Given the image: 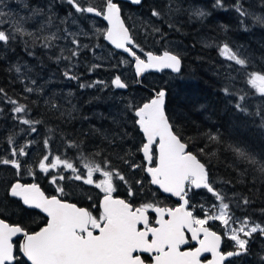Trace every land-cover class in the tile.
<instances>
[{"label": "snow or ice", "instance_id": "6c2138e0", "mask_svg": "<svg viewBox=\"0 0 264 264\" xmlns=\"http://www.w3.org/2000/svg\"><path fill=\"white\" fill-rule=\"evenodd\" d=\"M62 2L71 9L61 20L62 24L69 22L76 24L78 20L101 17L107 21L108 27L100 33L101 36L115 49L122 50L132 58L131 61L121 58L119 63H133L138 77L153 68L157 70L167 68L173 72H180L181 60L177 55L169 51H165L163 55H154L140 47L121 19L122 8L115 0H102L100 4L95 3V0H62ZM130 2L134 5H142V0H130ZM175 2L176 0H167L166 10L153 6L151 16L161 20L169 13L180 11L178 6L173 7ZM53 3L54 0L48 3L49 11H52ZM261 3L264 4V0H261ZM214 6L224 7L223 0H215ZM4 7H7L5 0H0V48L11 49L13 43L25 35L31 38L33 45L40 41L41 47L48 50L56 47V41L63 39L73 47L60 48V55L55 57V63L68 61L63 76L70 81L80 80V77L72 71L76 66L72 62L74 58L79 57L83 49L89 48L77 38L81 35L88 36L87 31L72 32L65 27L63 36L56 32L42 35L46 26L40 24L35 32H29L24 24L37 16L44 15V8L30 9V16L21 17L3 11ZM23 7L28 8V5L24 4ZM234 8L241 17L251 15L243 8L240 0H237ZM207 15L208 13L202 9H191V16L196 18ZM253 20L255 24L264 26V17L255 16ZM47 24H52V16H48ZM168 26L175 27L171 23ZM152 32L163 35L158 27H152ZM98 47L99 44L90 50L95 53V48ZM25 50L28 51V55H35L28 50L27 41H25ZM66 51L67 55H65ZM138 51L143 53L146 59H142L137 54ZM219 54L226 61L223 65V74L227 83L222 88L223 93L226 96L237 97L235 109L245 116L258 117L259 124L256 127L264 131V100L256 105L254 112H250L246 103L250 93L243 89L234 90V82L246 78L245 82L255 90L253 95L264 98V68L255 70L251 59L241 53L239 48L233 50L227 42L219 46ZM49 59L53 57L50 56ZM98 67L102 65L93 64L89 71ZM15 71L19 73L20 67L16 66ZM30 83L36 85L37 82L31 80ZM111 85L116 89L129 88V84L123 81L120 75L112 79ZM97 86H101L100 90L103 91L109 87V84L102 80L87 84L79 83L80 88ZM24 92L43 95L44 89L26 85ZM153 93L147 101L139 105L131 101L125 105L126 110L134 114V124L142 133L143 139L137 146V151L143 154L145 163L138 164L127 155L121 159L132 171L142 168L150 177V184L157 186L163 193L176 197L178 206L164 207L155 201L135 206L130 200L116 197L114 193L119 184L127 185V194L131 198L137 194V191L143 190V181L135 180L131 183L130 178L120 169L115 168L112 160L107 156H103L99 162L88 161L87 157H83L85 162L82 167L79 158L75 161L69 159L67 156L69 149L76 150L83 156V141L78 142L61 136V143L57 145L53 136L47 135L42 142L32 139L20 145L10 135L7 138L8 147L4 150L7 155H0V165L11 166L15 170L14 176L20 177L26 162L21 158L31 159L34 146L39 145V155L35 159L34 169L29 170V175L35 176L36 168L39 172L50 175V183L55 185L56 194L46 196L36 183H22L19 178L8 183L5 191L9 196L17 198L28 208L39 209L46 214L47 220L39 231L29 232L19 224L13 225L0 219V264H226V262L235 264L234 258L250 252V243L255 238L254 234L259 233L264 237V225L252 221L248 216L235 215V209L243 210L244 206L250 205L252 201L246 196H237L235 193L229 197L222 189H218L215 186L216 182L211 178L208 163L202 162L200 158L211 152L210 145H216L219 149L224 143L221 134L205 133L209 144L200 147L198 152L189 150V142L176 132L174 124L166 113V90L153 89ZM24 99L28 100V97L25 96ZM0 103L12 105L11 119L18 124L28 126L22 131L28 135L40 134L37 125L44 124V121L32 118L30 107V104L35 105L38 101H31L30 104L20 103L8 97L5 90L0 88ZM44 104L50 111L60 112L61 117L64 115L54 99H45ZM3 111L4 109H0V114ZM47 131L54 133L55 130L49 128ZM95 131L98 132L99 129ZM128 136L129 133L125 131L111 139L105 136V139L113 146H117V139L123 143ZM61 148L64 151H61ZM227 150L240 161L247 163L254 173L259 174V179H264V158L258 159L255 154L238 143L227 144ZM95 155L102 154L97 152ZM211 155L216 156L217 153L211 152ZM53 171L55 175H51ZM83 185L92 186L103 194L95 205L98 215L67 199L70 194H76V188H80L81 196L91 200V193L83 189ZM136 185L140 188L133 191ZM66 189H72V192ZM198 190H205L210 194L214 198L212 203H195V197L200 195ZM155 195L152 193L153 197ZM197 208L200 214H195ZM261 211L264 212V209ZM210 221H218L222 232L213 230ZM17 236L22 237V240L14 242L13 238ZM225 238L232 242L230 251L221 248ZM205 253H210L212 258L204 257ZM260 260L264 262V256H261Z\"/></svg>", "mask_w": 264, "mask_h": 264}, {"label": "trees", "instance_id": "16d2710c", "mask_svg": "<svg viewBox=\"0 0 264 264\" xmlns=\"http://www.w3.org/2000/svg\"><path fill=\"white\" fill-rule=\"evenodd\" d=\"M55 1L61 2L63 11L60 14H67L71 10L70 6L63 3L62 0ZM236 2L237 0H223L224 7L220 8L214 6L215 0H176L173 7L178 6L180 11L169 13L161 20L151 16V9L153 6H157L166 10L167 0H143L142 5L136 8L124 3L119 4L122 8L124 23L140 47L145 52L161 54L169 51L179 56L182 60V69L178 75L170 73L147 75L139 82L141 86H138L131 70L132 64L123 63L130 70L127 79L130 77L132 81L126 91L120 92L111 85V81L116 75H119L121 58L129 60L107 47L100 34L96 42L100 45L97 48L98 52L103 54L99 64L102 67L82 74L85 76L83 83H91L93 79H98L106 81L109 87L103 91L100 90L101 86L86 88L83 95V110L80 113L81 118L86 120L84 124L79 123L77 117L75 122L68 119L69 116L66 112L61 117L59 113L50 111L44 104V100L40 98L25 100V96H23L21 101L29 104L34 100L38 101L35 105L30 104L31 116L44 121V124L38 125L42 135H51L52 133L47 131L51 128L55 130L53 135L57 137L56 139L63 136L78 142L83 141L84 157H87L88 161L99 162L103 156H107L112 160L115 168L127 174L126 171L131 169L127 168L121 157L127 155L128 158L133 157L134 162H140L137 146L141 143V135L134 124V114L126 110L127 100L118 101V94L134 93L136 97L133 98L132 103L139 105L154 94L153 89H165L167 92L166 113L174 124L176 132L189 142V150L198 152L200 147L209 144L205 133L219 132L221 134L224 143L220 145L219 149L216 145H210L211 152H216L217 155L212 156L209 152L200 158L202 162L208 163L211 178L216 182L215 186L218 189H222L229 197L235 193L237 196H246L252 201L250 205L244 206L243 210L235 209V215L248 216L252 221L264 225V212L261 211L264 209V179H259V174L254 173L247 163L240 161L231 151L227 150V144L238 143L255 154L258 159L264 158V131L256 127L259 124V118L245 116L237 111L234 107L237 97L226 96L222 91L227 83L223 74V65L226 61L219 54V46H222L223 43H229L233 50L239 48L241 53L251 59L255 70L259 71L264 68V26L255 24L251 15L241 17L234 8ZM95 3L100 4L102 0H95ZM240 3L249 13L254 11L264 17V4L261 3V0H240ZM196 4L204 6L205 12L208 13L202 21L190 17L186 10L188 5ZM127 11L139 13L138 20L131 19ZM142 18H147L149 23H141ZM242 20L243 23H241ZM100 23L102 24V22ZM169 23L175 27L170 28ZM152 27L160 28L163 35L153 33ZM86 41L92 43L93 40L87 39ZM87 52L89 51L84 53L87 54ZM137 54L143 55L139 51ZM5 55L7 56L4 58ZM12 58L13 56L8 52L0 56V88H3L7 95H14L20 89L24 93V88L14 83L9 72L10 68L2 64ZM89 61L92 62V60ZM51 62L52 60L48 57H42V64L45 63L43 66L52 67ZM113 65H118V67H113ZM88 67L91 69L92 63ZM164 77H167V81H169L167 84L164 83ZM245 80L246 78L237 79L234 82V90L243 89L250 93L246 103L249 106V111L254 112L256 105L264 98L253 95L255 90L249 88ZM91 90L93 91L91 92ZM11 98L14 99V97ZM111 108H120L119 111L121 108L125 109L124 117L127 125L125 123L112 124L103 118L106 111ZM95 109L98 116H102L101 120L96 121L91 118L90 113ZM2 118H5L6 124L14 132L17 130L15 121L9 119L7 115ZM96 129L99 131H95ZM125 131L129 133V136L123 143L117 139V146H113L109 140L105 139V136L111 139ZM69 152L75 158L79 156V152L76 150L69 149ZM97 152L102 155L96 156ZM135 180L143 181V190L137 191L140 186L136 185L133 191H137V194L130 198V202L135 206L145 202H157L155 198L157 194L159 195L158 191L143 179L135 178L130 182L134 183ZM224 181L232 183L224 184ZM122 187L123 184L118 185V188ZM199 192L200 195L195 197V203H212L214 198L211 195L206 191ZM152 193L156 194L155 197L152 196ZM165 201L171 202V200ZM254 237L251 242H254L257 247L251 250L250 257L245 258L247 260L245 264H253L254 260L258 259L257 249L263 241L260 234Z\"/></svg>", "mask_w": 264, "mask_h": 264}, {"label": "flooded vegetation", "instance_id": "af4514ba", "mask_svg": "<svg viewBox=\"0 0 264 264\" xmlns=\"http://www.w3.org/2000/svg\"><path fill=\"white\" fill-rule=\"evenodd\" d=\"M21 47H22V45L19 44L16 48H11L9 50L2 48V50L4 49L3 50L4 52H8L11 56H13V58L11 60L15 59L13 61V63H11L12 61L6 60L2 64L6 65L8 68L11 65H14L15 68H16V66H19L20 69L30 68L32 70V72H34L35 68L26 67L27 65H31L32 63H26L22 59L21 60L18 59L19 57H22V55H23L22 54L23 50H20ZM10 51H13V53H10ZM1 55H2V53H0V56ZM4 58H5V56H4ZM51 66L52 67L48 66V69L54 71L55 70L54 63L51 62ZM72 71L74 72V68L72 69ZM10 74L12 75L14 83L20 87L22 86V88H25V84L27 81H31V79L24 81V79L20 77V76H22V74L19 75L18 73L16 74L13 71H11ZM47 74H48L47 76L52 75L55 82H53L51 84L49 83V85L46 87L47 90H46L45 94L48 97H53V96H56V95H53V92H57L58 93L57 94V97H58L57 101H61V99L67 97V99L73 100L72 106H74V109H76V106L78 105L82 111L83 105H84V102H83L84 96L83 95L85 94L84 92H85L86 88H80L79 83H83V79L80 78L79 81L73 80V81L66 82L67 79L62 77L63 73L61 75H57V76H54L53 72H49V73L47 72ZM82 74L83 73H81L79 75H82ZM31 75H32L31 72H29L30 77H31ZM33 79L38 80V81H36L37 83H40L43 80V79H41L39 81V78H38V76L36 77V75L33 76ZM93 81H96V79H93ZM29 86H31V85H29ZM92 91L93 90H91V92ZM69 93H71V95H69ZM8 96L14 97V99L18 100V102H20V103H23L21 101L23 96H27L31 100L34 98H36V100H38V98H43L42 96L37 95L35 93H33V94H28L25 92L23 93V92H21V89L19 92L15 93L14 95L8 94ZM57 105L59 106V103H57ZM11 108H12L11 104L0 103V109H4L3 113L0 114V155H7V153L4 150L7 149V147H8L7 138L10 135L13 136L16 143L20 144V145H23L28 140H32V139H35L37 141L42 142L44 136H47V135H42L41 132H39L40 133L39 135L32 134V135L28 136V135L24 134L22 131V129H24V128L27 129L28 126L23 125V127H24L23 128L16 121L15 122L17 123V130L14 132V130L6 124L7 121L5 120V118H2V116L7 115V117H9V119H11V115H12ZM62 112H64V111H62ZM56 113L60 114V112H56ZM79 115H81V114H79ZM73 121L75 122L76 119ZM79 123H81V121ZM37 128L39 130L40 126L37 125ZM51 135L53 136L55 143L57 145H59L60 139H56L57 137H55L53 135V133ZM66 139H69V138H66ZM142 139L143 138L141 136V141H142ZM39 147H40L39 145L34 146L35 150H33L31 153V157H32L31 159H26L23 157L21 158L22 161L26 160V162L24 163V169H23L22 175L20 177L14 176L15 170L12 169L11 166L0 165V219H4L6 222L13 224V225L19 224L29 232L39 231V229L45 225L47 218L43 215L42 212L38 211L37 209L28 208L27 206H24L22 204V202H20L17 198H13V197L9 196L7 194V192L5 191V189H6L9 182L13 181L16 178H19V179H21L22 183H36L40 187L41 191H43L45 193L46 196H52V195L56 194L55 185L50 183V175H45L44 173L39 172L38 168L35 169V172H36L35 176L29 175V170L34 169L35 159L39 155ZM82 150H83V156H81L79 153V156L77 157V158H79V162L81 164V167H82L83 163L85 162V160L83 159V157H84V144L82 146ZM61 151H64V149L61 148ZM138 155L140 156L141 160H140V162H137V163L143 165L144 161H143V158L141 156V152H139ZM67 156L69 157V159L74 160V161L77 159V158H75V156L72 153L69 152V150L67 151ZM130 159L134 160L133 157H131ZM136 170L140 171V172H136V171H132V170L126 171V173H127L126 175L130 178V180H133L135 178L136 179H143V180H146L147 183L150 185L149 178L147 177L145 172L143 170H139V169H136ZM55 174H56L55 171H53L51 173V175H55ZM65 174L67 175L68 173H65ZM97 178H102V177L97 176ZM61 183H63V182H61ZM77 183H80V182H77ZM114 183H115V181H114ZM82 187H83V189H85L91 193V195H92L91 200L81 196V194H80L81 189L80 188H76L75 189L76 194L75 195L70 194L67 197V199L69 200V202L77 203V205L80 207L88 208L90 211L93 212L94 215H98L99 213H98L95 205L98 204L99 199L102 197L103 194L98 189H95L92 186L83 185ZM66 191L71 193L72 189H66ZM127 193H128V187L126 185H123L122 188L117 187V191L114 193V195L116 197H119V198L130 200V197L128 196ZM158 193H159V195L157 194L155 199L162 206H164V207L178 206L177 201L173 200L172 198L163 196L159 191H158ZM164 199L165 200H171V202H169V201L167 202ZM195 214H200L198 208H197V211ZM210 225L212 226V229L217 231L218 233L222 232V228L219 225H215V223H213V224L210 223ZM13 240H14V242H17V241L22 240V237L17 236V237H14ZM262 241H263V243H260L261 246H259L257 249L258 259L254 260L253 264H264L260 260V257L264 256V239H262ZM231 244L232 243L225 238L221 244L222 250H224V251L232 250L230 247ZM254 247H255L254 242H251L250 243V252L247 255H243L241 257L234 258L235 264H237V263L245 264V262L247 261L245 258L250 257L251 250L254 249ZM204 257H207V259L212 258L210 253H205ZM202 259H203V257H202ZM226 264H227V262H226Z\"/></svg>", "mask_w": 264, "mask_h": 264}, {"label": "rangeland", "instance_id": "374dc122", "mask_svg": "<svg viewBox=\"0 0 264 264\" xmlns=\"http://www.w3.org/2000/svg\"><path fill=\"white\" fill-rule=\"evenodd\" d=\"M50 2V0H5V4L7 5V7L3 8V11L5 12H11L14 14H18L21 17H26V16H30L31 15V11L30 9H34L37 7H42L44 8V15L42 16H37L35 17L33 20H29L24 24V27L27 31L29 32H35L37 28H39L40 24H45L46 26V30L44 31V33L42 35H51L53 32H56L58 35L63 36L64 32L63 29L65 27L69 28L70 31L72 32H79L81 30L83 31H87L89 33L88 36H78L77 38L80 40L81 43L86 44L89 46V48L87 49H83L79 55L78 58H74L73 63L76 65L74 67V73L76 75H78L80 78L85 79L84 75H79L81 73H89V64L92 63L93 64H100L101 63V57L103 54H100V52H98V49L95 48V53H93V51H91L90 49L94 48L95 45L98 44L97 39L100 36V33L103 32L105 30V25H102L98 20L91 18V19H87V20H78L76 24H71L70 22L68 24H62L61 20L63 19V17H65L67 14H60L63 9H62V5L61 2H56L54 0L53 3V9L52 11L48 10V3ZM27 4L28 8H24L23 5ZM192 8H199L202 9L203 11H205V7L200 5V4H196V5H188L186 7V10L189 12L190 17H192L195 20L198 21H202L204 20L203 18H196L194 16H191V9ZM67 10V9H66ZM127 14L130 16L131 19H134L135 21L138 20V15L139 13L134 12V13H130V11H127ZM48 16H52V24L48 25L47 24V18ZM255 16H261L260 13L251 11V17H255ZM149 20L147 18H142L141 19V23H149ZM89 28V30H88ZM59 29V31H58ZM99 30V31H97ZM102 37V36H101ZM93 40L92 43H87L86 40ZM25 41H27V48L28 50L32 51L35 53V55H28V51L25 50ZM56 43V47L48 50V49H44L43 47H41V42L37 41L35 45L32 44V40L29 36L25 35L21 38H19L17 41H15L13 43L12 48H16L19 44L22 45L20 50H23L22 52V57H19L18 59H22L23 61H25L26 63H32L31 65H27L26 67H33L35 68V71L32 72V70L30 68L28 69H21V71L18 73L19 75L22 74V76H20L21 78L25 80H35L33 79V76L36 75V77L38 76L39 81L41 79H43L40 83H36V85H31L30 81H27L25 86H29L31 85V87H42L44 89V94L40 95L43 98H40L41 100H45L48 98L54 99L55 102L59 103L60 109L64 112H66V114L69 116L68 119L70 120H75L76 117L79 118L78 121H81V124H84L86 122L85 119L81 118V115H79L81 113V108L77 105L76 109H73V100L71 99H67L63 98L61 99V101H57L58 97H57V92H53V97H48L45 93L47 90V86L49 85V83H53L55 82L54 78L52 77V75L47 76V72H53L54 76L57 75H61L63 73V71L65 70V67L68 65V61H61L60 64L55 63V57L60 55V48H64V47H68L71 48L73 47V45H71L68 41H65L63 39L58 40L55 42ZM4 50V49H3ZM2 50V48H0V53L5 54V52ZM9 50V49H7ZM89 51L87 52V54H85V51ZM67 51L65 52V55H67ZM85 55H86V59H85ZM7 55H5L6 57ZM53 57L52 62L54 63L55 66V70H49L48 66H43L45 65L42 64V57ZM141 56V55H140ZM143 57V55L141 56ZM15 60V59H14ZM14 60H8V61H12L11 63H13ZM89 60H92V62H90ZM25 66V65H24ZM9 72L13 71L14 73L17 74V72L15 71V67L14 65H11ZM132 70V69H131ZM29 72H31V77L29 76ZM133 72V71H132ZM130 74V70L127 69V65L126 64H121L120 68H119V75L121 76V79L123 81H125L126 83H128L129 85H131V81L130 77L127 79V76H129ZM62 77L63 74H62ZM65 78V77H64ZM164 83L167 84L169 81H167V77L163 78ZM38 81V80H36ZM70 80L67 79L66 82H69ZM73 81V80H72ZM45 82V83H44ZM28 83V84H27ZM247 86L249 88H251L250 85L247 84ZM244 87V84H243ZM116 95V94H115ZM118 101H122V100H127V103L129 101L132 102L133 98L136 97V95H134V93H125V94H118ZM117 99V98H116ZM97 104V103H96ZM119 109H110L108 111H106V114L103 116L104 119L108 120L110 123L112 124H119V123H125L127 125V121H125V109L121 108V111H119ZM95 111V112H94ZM69 113H71L69 115ZM91 118H93L94 120L98 121L102 119V116H98L99 114L96 113V109L93 110L91 113ZM20 126L23 127L22 124H19ZM24 128V127H23ZM25 129V128H24ZM24 134H26V132L23 131ZM28 135V134H26ZM29 136V135H28ZM199 209V208H198ZM209 223H215V225H219L218 221H210ZM259 235V233L254 234V236ZM230 241V240H229ZM231 242V241H230ZM232 243V242H231ZM264 263V262H262Z\"/></svg>", "mask_w": 264, "mask_h": 264}, {"label": "water", "instance_id": "95a60500", "mask_svg": "<svg viewBox=\"0 0 264 264\" xmlns=\"http://www.w3.org/2000/svg\"><path fill=\"white\" fill-rule=\"evenodd\" d=\"M115 2H117L118 4H121V3H125V4H128V5H130L131 7H139L140 5H134V4H132L131 2H130V0H115ZM142 2H143V0H142ZM95 19H99V20H101V22L105 25V29L108 27V22L107 21H105V20H103V18L101 17V18H95ZM121 19L123 20V18H122V13H121ZM124 21V20H123ZM126 26V25H125ZM103 41H104V43L106 44V46H108L111 50H113L114 52H116V53H119V54H121V55H123V56H125L129 61H131V57H129V56H127V54H125V53H123L122 52V50H119V49H115L114 48V46L113 45H111V44H109L106 40H104L103 39ZM164 53V52H163ZM163 53H161V54H155V53H153L154 55H163ZM179 57V56H178ZM142 59H146V57L145 56H143V57H141ZM180 58V57H179ZM180 60H181V58H180ZM132 64V71H133V74H134V76H135V79L137 80V81H141L145 76H147V75H150V74H153V75H160V74H162V73H170V74H172V75H178L180 72H173L171 69H167V68H165V69H162V70H157V69H148V70H146L144 73H143V75H141V76H137L136 75V72H135V67H134V64L133 63H131ZM181 69H182V60H181ZM181 71V70H180ZM138 86H141L140 85V83H138L137 84ZM120 91H125L126 89H119ZM167 93V92H166ZM167 102V95H166V100H165V103ZM138 128V127H137ZM138 131H139V129H138ZM140 133V132H139ZM140 135L142 136V133H140ZM142 138H143V136H142ZM141 156H142V158H143V154L141 153ZM143 161H144V159H143ZM145 163V162H144ZM146 175H147V177L149 178V181H150V177L148 176V174L147 173H145ZM151 185V184H150ZM154 189H156V190H158V187L157 186H155V185H151ZM163 196H165V197H169V198H172L173 200H175V201H177L178 202V199L176 198V197H172V196H170L169 194H166V193H163L162 192V190H158ZM198 191H201V190H198ZM38 211H40L39 209H37ZM41 212V211H40ZM43 215L46 217V214H44L43 213ZM47 218V217H46ZM262 239H264V237H262Z\"/></svg>", "mask_w": 264, "mask_h": 264}, {"label": "bare ground", "instance_id": "6f19581e", "mask_svg": "<svg viewBox=\"0 0 264 264\" xmlns=\"http://www.w3.org/2000/svg\"><path fill=\"white\" fill-rule=\"evenodd\" d=\"M135 8H136V7H135ZM94 19H95V18H94ZM96 20H98V21H99V19H96ZM144 78H145V77H144ZM144 78H143V79H144ZM143 79H142V80H143ZM142 80H141V81H142ZM139 82H140V81H139Z\"/></svg>", "mask_w": 264, "mask_h": 264}]
</instances>
